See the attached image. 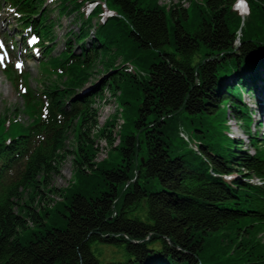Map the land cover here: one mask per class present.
Returning <instances> with one entry per match:
<instances>
[{
  "label": "trees",
  "instance_id": "trees-1",
  "mask_svg": "<svg viewBox=\"0 0 264 264\" xmlns=\"http://www.w3.org/2000/svg\"><path fill=\"white\" fill-rule=\"evenodd\" d=\"M0 1L14 9L29 55L39 48L43 58L40 92L24 93L32 120L17 118V135L7 141L4 128L13 122L0 117V264H264V137L251 130L256 109L244 98L254 97L264 113V0H245V13L238 0H182L189 4L181 9L160 0ZM63 16L79 30L66 32L57 53ZM167 44L174 51H164ZM98 63L105 71L92 80ZM7 74L17 79L13 64ZM105 91L139 128L119 134L116 146L114 123L98 129L121 156L109 168V156L96 161L92 136ZM184 111L196 148L173 149L175 138L186 141ZM230 113L254 152L229 134ZM69 154L78 180L51 186ZM45 200L64 207L63 225L47 227ZM94 242L121 247L125 259L102 262Z\"/></svg>",
  "mask_w": 264,
  "mask_h": 264
},
{
  "label": "rangeland",
  "instance_id": "rangeland-1",
  "mask_svg": "<svg viewBox=\"0 0 264 264\" xmlns=\"http://www.w3.org/2000/svg\"><path fill=\"white\" fill-rule=\"evenodd\" d=\"M51 1V0H48ZM161 4L166 5H172L176 7L178 5V9L184 8L188 6L187 1L182 0H160ZM0 36L7 40L8 47L5 48L4 51L0 50V117L3 115L7 118L6 123L13 122L10 130L7 132V128H4L6 130L5 134V140H9L11 136H16L17 132L12 133V131H16L19 126L20 122L16 121L20 120L24 124H28L32 120V116L30 115V108L26 106V99H25V90L30 89L35 93L40 92L41 88V68H40V61L43 60L40 59L41 56V50H33L34 53H32L34 56L29 55L30 52L26 50V46H24V40H21V37L17 35L18 33V19L17 15L15 14V11L13 9H9V6L6 5L2 1H0ZM180 4V6H179ZM53 6V4L51 3ZM57 12L52 13V17L57 16ZM107 16V15H106ZM171 23L175 24V21L172 17H170ZM181 21L185 25L186 29L193 31V27L191 24L185 19L183 16H181ZM58 24L60 26H56V33L58 35V47L56 48V52L59 53L63 47L65 42V34L67 31H69L71 28L75 30H79V25L77 24L76 20L72 16H63L58 20ZM9 34V35H8ZM17 36V37H16ZM14 37L17 38L20 42H17L19 48H15L10 43V39ZM22 41V42H21ZM31 42V41H30ZM78 51L80 50L79 46L76 48ZM205 47L202 45L200 49L197 51L194 61H198L204 56L205 54ZM54 51V52H55ZM164 51L166 52H172L174 51V47L170 44H167L164 48ZM23 62V67H18V62ZM121 62L120 60L117 61V63ZM12 63L14 64V74H17V79L13 80L7 74V68H10L12 66ZM129 64V63H128ZM133 67L137 70L138 68L135 66L136 64H132ZM96 68L99 70L95 72L92 80H95L96 78H99L101 74L105 71L102 67L101 63H98ZM129 70H132V72H135L133 68L128 67ZM105 96L101 99H98V102L96 104V108L98 110V125L93 130L92 136L95 140V146L98 148L96 161L103 160L104 158L109 156L108 161L103 165V167H112L113 165H117L121 161V156L118 150L112 149L111 144L108 142V139L106 136H103L100 134L98 129L100 127L105 126L107 122L114 123V126H111L112 129V137L114 139L113 146H116L119 143V134L121 136L130 135L133 133H136V135L139 134V128L131 121V118L129 115L123 113L121 111L122 107L119 105V100L117 98V95L113 94V91H105ZM250 96L245 95V101L248 102L250 107H254L256 110H254V121L255 124L252 125L251 130L254 133H258L260 135V141H262V138L264 137V126H260L257 122L258 120L262 119L264 120V115L262 114L261 110L255 105L256 101L254 97L249 98ZM130 100L134 103H137V99L130 97ZM121 108V109H120ZM17 113V117H15V114ZM120 114H123L121 117ZM133 117H138V113L133 115ZM150 120L154 119V115L151 114ZM234 115L230 113L228 116V125H229V131L231 134H234V137H239L243 140L244 148H247L249 151L254 152V147L252 146L251 142L249 141L246 133L244 132V128L241 126L242 122L239 121L237 118L234 119ZM124 120L126 121L125 124ZM236 120V121H235ZM178 121L182 125L181 129L184 130L189 136L192 144L190 142L185 141L184 139H181L180 137H177L173 140V149L175 148H196L195 144V137H194V130L191 125V115L187 112H181L178 115ZM221 120L218 121V126L220 125ZM123 124V125H122ZM118 131H121L118 132ZM75 145V137L73 132L71 131L68 135L67 140V148L70 150ZM111 149V150H110ZM146 156L145 149L141 151V156L139 160H143V158ZM102 166V165H101ZM78 180V176L76 175V171L74 168V161H73V155L69 154L67 159L64 161L61 167V173L58 175H55L51 180V186L57 187L59 189H63L66 187H69L74 182ZM100 188H103L100 186ZM50 197L54 200L61 201V196L59 193H53L50 194ZM49 203V210L50 214L46 213L43 214L44 221L47 223V227H51L52 225H63V214L64 207L58 206L55 209H52V201L45 200V202ZM31 227L29 230H32ZM36 229H44V225H40L39 227H36ZM26 231H22L20 233L21 236L25 234ZM92 249L97 256L98 259H100L102 262H108L112 260H120L125 259V256L123 253H121L120 249L121 247L118 246H112V245H104L99 242H94L92 244Z\"/></svg>",
  "mask_w": 264,
  "mask_h": 264
}]
</instances>
